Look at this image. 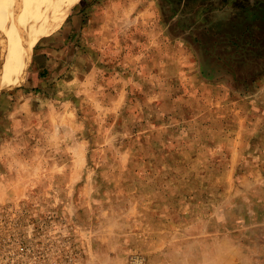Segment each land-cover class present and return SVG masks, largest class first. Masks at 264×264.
I'll return each instance as SVG.
<instances>
[{
    "label": "rangeland",
    "instance_id": "rangeland-1",
    "mask_svg": "<svg viewBox=\"0 0 264 264\" xmlns=\"http://www.w3.org/2000/svg\"><path fill=\"white\" fill-rule=\"evenodd\" d=\"M215 4L77 0L46 37L0 93V264H264V0Z\"/></svg>",
    "mask_w": 264,
    "mask_h": 264
},
{
    "label": "bare ground",
    "instance_id": "bare-ground-1",
    "mask_svg": "<svg viewBox=\"0 0 264 264\" xmlns=\"http://www.w3.org/2000/svg\"><path fill=\"white\" fill-rule=\"evenodd\" d=\"M18 1L0 0V93L20 85L35 44L61 26L77 0H23L14 8Z\"/></svg>",
    "mask_w": 264,
    "mask_h": 264
},
{
    "label": "crops",
    "instance_id": "crops-1",
    "mask_svg": "<svg viewBox=\"0 0 264 264\" xmlns=\"http://www.w3.org/2000/svg\"><path fill=\"white\" fill-rule=\"evenodd\" d=\"M180 1L183 2L186 0H180ZM220 1L222 0H210V2L212 3H216V2L218 3ZM187 15L190 17L196 16V12L189 13ZM59 34H60L59 36H54V37H49V38L43 37L46 39L42 40L43 39L42 38L38 41L40 42L39 44L38 42L35 44L36 47L35 46L33 47L29 60L27 62V65L24 68L23 75H22V81L24 79L26 71H28L29 82L31 83L41 82V73L44 72L48 68V64L52 61V60H49V58L51 57L50 54L54 52L60 54V56H65L67 54L68 47L67 48L62 47L64 45V40L66 39L67 33L59 32ZM33 52H34V56L32 58ZM79 63H80L79 58L78 59L75 58L74 66L75 65L78 66ZM29 64L31 65L30 69L28 68Z\"/></svg>",
    "mask_w": 264,
    "mask_h": 264
},
{
    "label": "trees",
    "instance_id": "trees-1",
    "mask_svg": "<svg viewBox=\"0 0 264 264\" xmlns=\"http://www.w3.org/2000/svg\"><path fill=\"white\" fill-rule=\"evenodd\" d=\"M230 1H231V0H222V1L219 2L218 5H219L220 7H223V6H225V5H228V4L230 3ZM213 5L216 6L215 3H213ZM231 5L237 7V6H239V2H238V3L231 4ZM205 6H206V5H203V8H205Z\"/></svg>",
    "mask_w": 264,
    "mask_h": 264
}]
</instances>
